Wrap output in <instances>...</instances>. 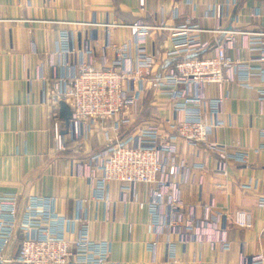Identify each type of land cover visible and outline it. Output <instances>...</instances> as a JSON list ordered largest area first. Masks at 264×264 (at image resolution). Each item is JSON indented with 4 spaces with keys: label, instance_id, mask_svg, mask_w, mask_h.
<instances>
[{
    "label": "crops",
    "instance_id": "1",
    "mask_svg": "<svg viewBox=\"0 0 264 264\" xmlns=\"http://www.w3.org/2000/svg\"><path fill=\"white\" fill-rule=\"evenodd\" d=\"M186 21L208 30L200 38L199 57L213 55L217 45L225 43L230 55L255 58V50L244 47L245 35L227 37L228 31L237 29L264 30V0H0V195L17 193L22 204L30 195H48L54 197L56 210L68 217L83 209L92 238L110 244L104 264H170L165 236H156L147 211L138 205L151 199L150 186L139 184L126 193L121 183L112 182L106 202L93 198L88 175L110 139L136 134L149 124L171 132L172 102L149 82L133 112L102 124L73 123L71 109L61 103H47L43 93L54 89L58 80L72 74L81 63L107 65L113 56L112 49L105 50L108 42H128L134 64L137 47L129 25L140 22L164 27L151 30L143 46L154 56L151 77L166 73L174 66L166 55L171 45L169 28ZM113 24L120 26H110ZM62 31H69L73 49L64 54L60 47ZM86 49L92 54H86ZM252 84L254 88L235 81L193 87L204 97L221 93L227 97L222 112L207 114L206 119L224 120L214 139L225 143L228 152L245 153L247 161L238 160L236 155L225 159L201 144L178 143L181 160L205 165L194 170L193 182L181 190L185 205L195 207L199 229L206 239L178 242L175 264H248L244 254L264 255V206L259 203L264 195V102L259 101L256 91L263 84L257 76ZM56 121L66 138L62 151L56 150ZM244 183L252 188L244 189ZM84 198L90 200L83 203ZM211 202L226 215L219 230L225 231L231 242L228 250L213 244L220 231L205 226L201 219L203 205ZM236 211L250 213L252 226L236 225L231 219ZM179 237V232L173 235L175 240ZM155 238L159 243L152 252L147 244ZM18 246L17 237L7 256L15 257Z\"/></svg>",
    "mask_w": 264,
    "mask_h": 264
},
{
    "label": "built area",
    "instance_id": "2",
    "mask_svg": "<svg viewBox=\"0 0 264 264\" xmlns=\"http://www.w3.org/2000/svg\"><path fill=\"white\" fill-rule=\"evenodd\" d=\"M129 27L133 30V45L137 47L134 64L131 63L128 42H108L105 50L112 49L113 56L107 65L96 67L92 61L81 63L43 96L51 105L65 102L71 109L73 123L95 124L133 112L149 82L169 96L173 112L172 131L166 133L159 125L149 124L136 134L110 139L99 162L90 168L88 178L93 198L106 202L109 201L112 182L121 183L126 193L134 191L139 184L149 185L151 199L139 201L138 205L147 211L156 236H165L166 260L175 264L178 242L206 239L199 229L200 219L195 207L185 205L181 190V186L193 182L194 170L204 169L205 165H189L181 160L178 143L201 144L220 152L225 159L236 155L238 160L247 161L245 153L228 152L225 143L214 139L217 130L224 126V120L206 119L207 114L213 116L222 112L227 97L224 93L204 97L195 93L193 87L223 86L235 81L240 86L254 88L252 79L257 76L263 84L256 87L258 99L264 102V30L228 31V40L236 34L245 35V49L255 50V58L243 59L230 55L225 43H219L211 56L196 55L200 38L208 31L197 23L186 21L169 28L171 45L166 55L172 58L174 66L152 78L155 60L151 51L143 46V40L146 41L151 30L164 27L141 22ZM60 43L63 54L73 50L69 31L60 33ZM85 53L91 55L92 51L86 49ZM54 134L56 150H65L66 138L58 121L54 123ZM242 186L252 188L250 183ZM89 200L81 199L83 203ZM259 203L264 206V195L259 198ZM224 216L225 213L213 202L203 205L201 219L205 226L220 231L219 223ZM231 219L245 228L253 224L252 216L246 211H236ZM76 226H79L78 231ZM178 232L179 240H175L173 235ZM17 237L20 241L17 254L8 257V249ZM158 243V238L149 241L148 250L155 251ZM213 244L224 251L230 248L231 242L221 230ZM109 253L108 241L92 238L91 224L83 209L76 216L68 217L56 210L54 197L48 195H30L23 204L17 193L0 195V264H104ZM244 257L248 264L264 263L263 254H244Z\"/></svg>",
    "mask_w": 264,
    "mask_h": 264
},
{
    "label": "water",
    "instance_id": "3",
    "mask_svg": "<svg viewBox=\"0 0 264 264\" xmlns=\"http://www.w3.org/2000/svg\"><path fill=\"white\" fill-rule=\"evenodd\" d=\"M61 104H62L63 107H66L67 109L69 108V106L65 102H61ZM65 119H66V121L68 123L69 122V115H66Z\"/></svg>",
    "mask_w": 264,
    "mask_h": 264
},
{
    "label": "trees",
    "instance_id": "4",
    "mask_svg": "<svg viewBox=\"0 0 264 264\" xmlns=\"http://www.w3.org/2000/svg\"><path fill=\"white\" fill-rule=\"evenodd\" d=\"M20 242V241H19Z\"/></svg>",
    "mask_w": 264,
    "mask_h": 264
}]
</instances>
